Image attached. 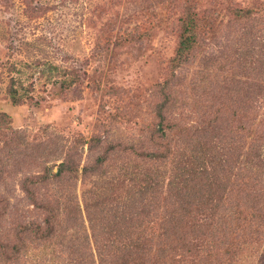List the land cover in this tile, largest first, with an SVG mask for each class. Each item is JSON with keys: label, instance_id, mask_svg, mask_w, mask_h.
Returning <instances> with one entry per match:
<instances>
[{"label": "rangeland", "instance_id": "1", "mask_svg": "<svg viewBox=\"0 0 264 264\" xmlns=\"http://www.w3.org/2000/svg\"><path fill=\"white\" fill-rule=\"evenodd\" d=\"M191 4H196L200 16L212 15L213 22L199 31L197 47L176 67L172 59L181 18ZM15 65L17 70L11 67ZM76 72L79 79L70 89L53 84L74 78ZM18 76L29 99L13 104L7 87ZM166 96L169 104L161 124L181 129L169 130L164 139V146H172L167 160L143 163L131 153L117 152L101 169H92L111 144L161 150L164 146L155 145L157 134H162L156 108ZM240 123L264 126V0H0L3 234L45 218L24 188L36 176L49 178L33 189L38 200L57 209L58 232L60 206L65 216L76 202L81 230L89 229L91 221L97 232L116 222L114 232L119 236L125 231L124 217L141 218L142 208L156 209L159 202L163 207L167 194L164 184L158 189V205H147L138 196L134 207L124 209L129 181L126 186L112 182L113 173L121 168L136 172V182L154 170L153 181L164 178L161 181L167 183L180 158L178 169L207 161L209 172L216 166L236 187ZM245 143L253 152L264 147L250 139ZM68 158L78 168L77 175L65 174L60 180L56 173ZM113 189L118 191L114 194ZM94 200L104 202L99 206ZM86 203H92L89 211ZM150 219L158 229L160 217L146 218ZM56 244L52 248L60 262V233ZM35 246L39 252L40 244ZM109 256L96 264H107ZM32 257L23 256L19 262L44 260ZM233 264H264V234Z\"/></svg>", "mask_w": 264, "mask_h": 264}, {"label": "trees", "instance_id": "2", "mask_svg": "<svg viewBox=\"0 0 264 264\" xmlns=\"http://www.w3.org/2000/svg\"><path fill=\"white\" fill-rule=\"evenodd\" d=\"M237 13L239 17L244 16L239 11ZM211 16H200L196 4L186 6L181 18L178 48L172 59L176 67L187 61L190 53L197 47L199 31L212 26ZM174 65L172 64L173 68H175ZM11 67L17 70L16 65ZM18 71L23 73L20 69ZM68 73L65 71L64 76L67 77ZM79 76L80 73L76 72L74 78L56 79L53 84H59L63 90L70 89ZM7 93L13 104H21L29 96V91L24 87L19 76L12 79L7 87ZM169 98L166 96L156 108L159 119L158 130L162 132L160 135L157 134L158 140L155 142V145H158L156 147L159 148L164 146V139L168 138L169 130H181L178 125L168 128L161 124L166 118L165 111ZM185 135L193 137L191 133L185 132ZM239 136L242 144L238 146L239 175L236 187L229 185V176L227 174L222 176L216 166L209 172L208 168L211 166H207V161H203L201 165L193 169L182 168V166L178 169L177 166L181 165L182 158L174 164L176 166L174 175L167 179V183L161 181L164 178L153 181L154 170H148L145 179H139V182H136L137 173L127 168H121L117 173H113L112 182L115 184L126 186L129 181L122 199V206L126 210L134 207V201L138 200V196L143 203L146 201L147 205L155 203L158 205V189L165 186L167 189L166 196H163L165 200L163 207L160 206V202L159 206L153 210L145 205L146 208L141 209L144 213L143 217L122 218L125 231L121 236L114 232L116 222L107 223L105 230L101 229L97 232L91 221L89 229L81 230L80 224H77L80 213L76 211L80 209L76 202L69 206L70 209L65 216L60 206V232H58L57 209L49 201L38 200L33 189L35 185L48 181L49 178L45 175L31 178L29 185L24 186L25 191L35 199L34 204L44 211L46 216L42 222H30L21 231L14 229L11 233L0 232L2 234L0 264H20L19 260L23 256L30 255H33V259L38 256L44 259L38 261V264H96L99 258L103 260L108 255L110 256L107 264H233L239 262L246 246L261 239L264 234V147L261 149L258 147L260 151L253 152L246 149L245 143L250 139L264 145V126L249 128L240 123ZM171 151L172 146L168 143L158 151H137L122 147L120 144H111L106 148L104 155L97 157L92 169H101L117 152L131 153L141 162L147 163L165 161L169 158ZM210 163H213V160ZM77 169L71 165V159L68 158V161L60 163L56 174H60V180L65 174L74 177L77 175ZM102 180H105L104 175ZM117 189H113L112 193L118 191ZM94 202L101 206L104 201L94 200ZM92 203L90 205L86 203L87 211ZM152 211L153 214H151ZM156 217H160L158 229L153 226L152 219L146 220V218ZM59 233L60 262H56L58 258L55 255L58 256V252L52 246L58 245L56 242ZM39 244L41 247L37 252L35 245Z\"/></svg>", "mask_w": 264, "mask_h": 264}]
</instances>
